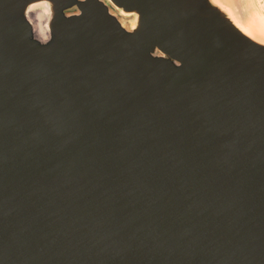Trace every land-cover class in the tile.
Listing matches in <instances>:
<instances>
[{
	"label": "water",
	"instance_id": "water-1",
	"mask_svg": "<svg viewBox=\"0 0 264 264\" xmlns=\"http://www.w3.org/2000/svg\"><path fill=\"white\" fill-rule=\"evenodd\" d=\"M223 5L0 0V264H264V40Z\"/></svg>",
	"mask_w": 264,
	"mask_h": 264
},
{
	"label": "rangeland",
	"instance_id": "rangeland-1",
	"mask_svg": "<svg viewBox=\"0 0 264 264\" xmlns=\"http://www.w3.org/2000/svg\"><path fill=\"white\" fill-rule=\"evenodd\" d=\"M221 4L232 5L233 15L247 22L256 33L255 37L264 40V0H221Z\"/></svg>",
	"mask_w": 264,
	"mask_h": 264
},
{
	"label": "bare ground",
	"instance_id": "bare-ground-1",
	"mask_svg": "<svg viewBox=\"0 0 264 264\" xmlns=\"http://www.w3.org/2000/svg\"><path fill=\"white\" fill-rule=\"evenodd\" d=\"M41 6H42L41 3H33L30 6V10L28 14H29V18L33 22L35 35L39 38H44L46 34V28L42 23L44 15L39 10L41 9L40 8Z\"/></svg>",
	"mask_w": 264,
	"mask_h": 264
}]
</instances>
